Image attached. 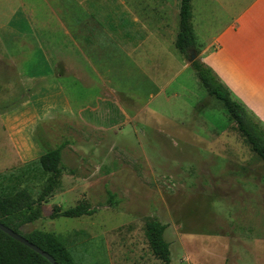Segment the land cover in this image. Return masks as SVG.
Instances as JSON below:
<instances>
[{
	"label": "rangeland",
	"instance_id": "374dc122",
	"mask_svg": "<svg viewBox=\"0 0 264 264\" xmlns=\"http://www.w3.org/2000/svg\"><path fill=\"white\" fill-rule=\"evenodd\" d=\"M255 1L192 0L197 59L204 61L207 47L218 50V34ZM180 3L0 0V184L28 188L35 198L43 190L49 175L26 171L31 162L17 149L24 121L39 107L51 132L29 153L37 161L61 147L62 176L43 204V218L22 231L59 237L77 264H163L149 247V219L167 225L171 264H264V162L176 48ZM121 12L125 28L149 29L160 43H142L138 56L135 39L123 46L110 37L114 47H104L103 69L85 68L88 90L68 69L69 54L60 52L68 46L67 30L113 28ZM239 24L225 52L208 61L238 85L264 88V0ZM79 40L83 46L85 38ZM39 50L48 51L51 72ZM75 54L85 64L84 53ZM96 96L118 99L128 114L124 126L109 132L63 116ZM80 202L96 213L51 219L54 206L66 210Z\"/></svg>",
	"mask_w": 264,
	"mask_h": 264
},
{
	"label": "trees",
	"instance_id": "16d2710c",
	"mask_svg": "<svg viewBox=\"0 0 264 264\" xmlns=\"http://www.w3.org/2000/svg\"><path fill=\"white\" fill-rule=\"evenodd\" d=\"M192 0H181L179 12V32L176 48L189 56L191 50L199 53L193 27ZM191 66L211 97L216 98L244 136L251 150L264 162V124L248 108L238 101L231 90L220 80L216 72L201 59H196ZM62 148L50 149L37 161L27 165L26 171L36 170L48 174V179L38 198L28 188L9 191L0 184V222L12 228L29 241L52 255L58 264H77L75 258L59 237L41 230L23 233L22 228L43 218V204L61 183ZM24 171V170H23ZM113 204V202H112ZM95 208L80 202L76 206L62 210L54 206L51 219L59 217L79 218L94 215ZM167 225L157 219L146 222V236L154 256L163 264H171V249L165 240ZM0 264H52L47 258L10 237L0 230Z\"/></svg>",
	"mask_w": 264,
	"mask_h": 264
},
{
	"label": "crops",
	"instance_id": "0c3cea01",
	"mask_svg": "<svg viewBox=\"0 0 264 264\" xmlns=\"http://www.w3.org/2000/svg\"><path fill=\"white\" fill-rule=\"evenodd\" d=\"M262 0H256L252 5H250L248 8H246L242 14H240L236 18V24L230 25L226 29H224L220 34H218V42H219V49L216 51L209 50V47H207L204 52H207V54L204 56V62L207 63L218 75L220 80L231 90L234 97L240 101L242 104H244L248 110L255 115L263 124H264V88L261 89L257 87L256 85H253L252 83H249L245 81L242 85H238L233 80L223 77L222 74L218 72V70L212 66L208 59L210 57L218 58L220 57L224 52L226 48V39L229 35L238 33L240 29L239 20L248 12L250 11L254 5ZM122 3H124V0H122ZM180 12V7L178 8ZM116 24L113 28H86V26L82 27H76L74 29V26H72L70 29L67 30V34L69 37V40L66 42L68 43V46H61V53L69 54V60H68V69L70 71L76 72L77 75H79L82 84L89 86L88 90H91V81L88 76V74L85 72V68H100L103 69V66L101 62H104L108 55L105 53L106 49L104 47L111 46L114 47L112 44H108L111 42L110 37H116L121 38L119 41H116V43L119 45L126 46L127 44H135L134 41H136V46L133 48H136V54L140 56V52L138 51V46L142 43L155 42L160 43L156 39V37H152L153 33L147 29L142 30L141 28L136 27L134 28H125L124 20H125V14L124 13H118L116 15ZM135 18V17H134ZM113 20V19H112ZM86 21V20H85ZM76 25V24H75ZM154 32V31H153ZM31 33H38L32 31ZM23 37L26 36L23 34ZM37 35V34H36ZM82 36L85 38V41H82L84 45L82 46L81 41L79 38H82ZM166 36V35H165ZM98 37L100 39H90ZM110 38L106 39L104 41V38ZM127 37V39H125ZM27 38V37H26ZM132 39H135L134 41ZM256 38H252L251 43L255 42ZM25 44L26 42L23 41ZM113 43V42H112ZM27 44V43H26ZM23 45V44H22ZM28 47L30 45H27ZM23 47V46H22ZM111 50V49H110ZM57 52V49L55 50ZM77 51L84 53V62L82 63L81 59L77 57L75 54ZM41 52V61L45 65L44 67L46 69H49L50 72L54 70L53 65L50 61V57L47 54L48 51H41L39 50V53ZM53 52V51H52ZM95 52L94 55L90 56L89 54ZM55 54V52H53ZM109 54H116L112 53V51H109ZM145 54V53H144ZM143 56V55H142ZM88 62V63H87ZM84 73V74H83ZM47 75H49L47 73ZM76 75V77H77ZM46 76V75H45ZM28 78V77H24ZM78 79V77H77ZM107 87V85H106ZM108 91L111 93H115V90L113 88L107 87ZM56 94V93H55ZM89 94V92L87 93ZM116 99V100H114ZM118 99L116 97L109 98L106 96H99L95 97L92 101L89 99L83 108H76L72 113L69 112L68 115H63L66 118L70 119H84L87 124H90L91 126L96 125L97 129H103L111 132L110 130H114V128L122 127L124 126V122L127 121V111L124 109V107L120 104V102L117 101ZM26 108V106L24 107ZM24 114L30 113V110L28 107L23 110ZM36 113H32L33 115L30 117V114L27 116L26 121H24L22 129L20 130V136L18 135V147L20 157L23 159L24 163H32L35 161V158H33L30 155V151L33 150V146L36 147L43 142H45V139L48 138L49 133L51 130H46L45 127V120L46 114L42 111H40L39 107L35 111ZM36 114V115H35ZM3 117V116H1ZM136 117H138L136 115ZM10 120V119H9ZM7 120L8 122H10ZM130 120V118H129ZM14 126V125H13ZM13 134L16 133V131H12ZM44 153H42L43 155ZM41 155V156H42ZM40 156V157H41ZM39 157V158H40Z\"/></svg>",
	"mask_w": 264,
	"mask_h": 264
},
{
	"label": "water",
	"instance_id": "95a60500",
	"mask_svg": "<svg viewBox=\"0 0 264 264\" xmlns=\"http://www.w3.org/2000/svg\"><path fill=\"white\" fill-rule=\"evenodd\" d=\"M197 57H198L197 52L194 49L191 50V53L189 55V62H190V64L193 63L197 59ZM0 230H2L3 232H5L6 234H8L10 237L14 238L15 240L23 243L24 245L28 246L29 248H31L33 250H35L36 252H38L39 254H41L42 256H44L45 258H47L52 264H58L56 262L55 258L52 255H50L48 252H46L43 249H41L36 244H34L31 241H29L23 235H21V234L17 233L16 231H14L12 228L6 226L2 222H0Z\"/></svg>",
	"mask_w": 264,
	"mask_h": 264
}]
</instances>
